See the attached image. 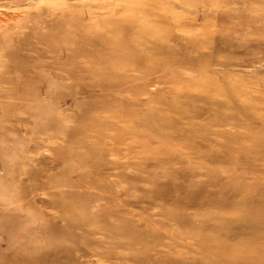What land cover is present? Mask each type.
<instances>
[{"label":"rangeland","instance_id":"374dc122","mask_svg":"<svg viewBox=\"0 0 264 264\" xmlns=\"http://www.w3.org/2000/svg\"><path fill=\"white\" fill-rule=\"evenodd\" d=\"M233 212L264 232V0H0V264H210Z\"/></svg>","mask_w":264,"mask_h":264},{"label":"bare ground","instance_id":"6f19581e","mask_svg":"<svg viewBox=\"0 0 264 264\" xmlns=\"http://www.w3.org/2000/svg\"><path fill=\"white\" fill-rule=\"evenodd\" d=\"M246 217L239 213L228 217L221 237L213 240L216 247L212 248L210 264H264V232L249 234L243 225ZM245 235L250 237L245 239Z\"/></svg>","mask_w":264,"mask_h":264}]
</instances>
